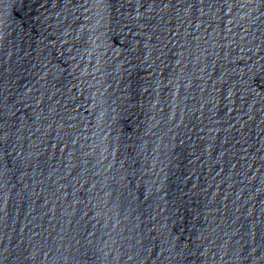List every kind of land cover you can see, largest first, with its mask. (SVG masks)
Masks as SVG:
<instances>
[{
    "label": "water",
    "instance_id": "obj_1",
    "mask_svg": "<svg viewBox=\"0 0 264 264\" xmlns=\"http://www.w3.org/2000/svg\"><path fill=\"white\" fill-rule=\"evenodd\" d=\"M0 264H264V0H0Z\"/></svg>",
    "mask_w": 264,
    "mask_h": 264
},
{
    "label": "snow or ice",
    "instance_id": "obj_2",
    "mask_svg": "<svg viewBox=\"0 0 264 264\" xmlns=\"http://www.w3.org/2000/svg\"><path fill=\"white\" fill-rule=\"evenodd\" d=\"M3 145L2 144H0V147H2Z\"/></svg>",
    "mask_w": 264,
    "mask_h": 264
}]
</instances>
